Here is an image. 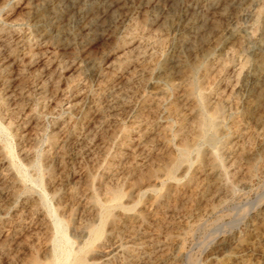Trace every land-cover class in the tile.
Segmentation results:
<instances>
[{
    "label": "rangeland",
    "instance_id": "1",
    "mask_svg": "<svg viewBox=\"0 0 264 264\" xmlns=\"http://www.w3.org/2000/svg\"><path fill=\"white\" fill-rule=\"evenodd\" d=\"M261 49L264 0H0V264H264Z\"/></svg>",
    "mask_w": 264,
    "mask_h": 264
},
{
    "label": "bare ground",
    "instance_id": "2",
    "mask_svg": "<svg viewBox=\"0 0 264 264\" xmlns=\"http://www.w3.org/2000/svg\"><path fill=\"white\" fill-rule=\"evenodd\" d=\"M255 56H256V59H255V65H256V67H262V65L264 63V49L258 50ZM188 90H189V92H193V86L192 85H189V89ZM252 105L253 106H258L257 101L254 102ZM215 113H216V111H215ZM212 158H213L214 163L218 165L219 164L218 155H216L215 153H212ZM101 232H102L101 231V227H97L95 229V237H94V240L97 239V238H99L101 236ZM66 260H68V255L65 252H62L57 257L56 262H54V263L55 264H59L60 262H63V261H66ZM82 262H83V260L82 259H79L76 263H73V264L82 263ZM84 262H85V260H84Z\"/></svg>",
    "mask_w": 264,
    "mask_h": 264
}]
</instances>
